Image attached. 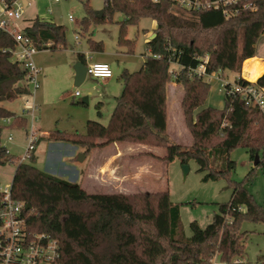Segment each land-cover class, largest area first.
I'll list each match as a JSON object with an SVG mask.
<instances>
[{
  "label": "trees",
  "instance_id": "1",
  "mask_svg": "<svg viewBox=\"0 0 264 264\" xmlns=\"http://www.w3.org/2000/svg\"><path fill=\"white\" fill-rule=\"evenodd\" d=\"M80 1L85 9L82 32L92 24L114 22L117 14L125 16L117 23V46L126 48L127 54L136 49L128 27L144 18L154 19L156 36L145 44L149 54L142 67L136 72L124 68L119 76L123 89L106 126L90 120L83 135L58 132L48 139L80 147L85 156L115 143L163 148L166 154L161 161L169 164L178 159L188 165L193 159L205 174L204 182L226 178L233 194L207 228L191 222L192 235L187 238L181 231L180 204L173 203L168 192L89 194L80 183L40 170L34 165L35 155L30 163H20L2 145V136L9 127L26 130L28 119L0 105V164L17 165L11 190L13 198L25 203L27 230L55 238L62 247V264H213L217 257L232 264L244 257L247 232L241 230L242 221L264 223V207L247 190L256 168L264 165V113L255 105L246 106L239 94L227 93L220 110L201 109L211 85L192 71L208 57V74L229 70L237 73V83L264 89V73L254 83L241 77L244 63L260 54L264 0H210L222 2L201 11L183 9L173 0H104L102 18L95 16L90 0ZM24 33L39 50H46L49 42L53 51L67 47L65 27L42 18ZM88 45L93 52L105 51L103 42L92 38ZM13 47L14 40L0 33V104L31 93L23 84L26 69L12 61ZM78 58L85 62L84 54ZM173 65L180 69L173 70ZM171 83L183 93L180 108L192 138L188 146L176 143L168 133ZM9 118L13 122L6 127L2 122ZM239 147L253 162L259 160L237 182L231 179L237 163L230 154Z\"/></svg>",
  "mask_w": 264,
  "mask_h": 264
},
{
  "label": "rangeland",
  "instance_id": "2",
  "mask_svg": "<svg viewBox=\"0 0 264 264\" xmlns=\"http://www.w3.org/2000/svg\"><path fill=\"white\" fill-rule=\"evenodd\" d=\"M90 1L91 7L95 12L103 11L104 0ZM33 2L34 6L29 8L30 12H34L32 17L36 15L53 20L54 23L56 22L64 26L67 34L66 49H56V51L51 49L41 50L40 54L36 57L37 65L42 68V85L41 89L32 97L26 98L32 103L34 102L37 107L35 114L37 116L36 126L40 128V132L43 131L49 134L67 132L73 135L85 134L86 124L90 120L98 121L106 126L116 104L109 103L106 100L105 105H100L99 102L102 99L98 96L104 90L102 84L91 82L90 78L81 86H76L74 80L71 81L76 56L78 53H84L88 50L87 45L90 38L103 41L107 52L106 60H111L110 65L113 72L115 71V81H118L124 68H128L131 72H136L142 67L146 56L149 54L145 47L146 33L147 31H152L155 20L144 18L138 25L128 27V37L136 41V49L133 54H127L126 48H119L117 46L119 34L117 23L125 19L123 14L115 15L114 22L112 23L92 24L88 32H82L80 23L85 16L82 1L60 0L57 3L53 0H33ZM71 16L74 17V20H70ZM30 24V20L23 21L22 27H27ZM153 32L155 34V29ZM77 36L80 38L79 41H76ZM261 50H264V38ZM261 52L263 54L260 55L264 56V51ZM97 60V58H94L89 61ZM172 69L178 71L180 67L173 65ZM220 75L224 76L226 80L223 81L219 77ZM235 77H237V73L229 70L214 73L209 81L211 87L207 100L201 109L204 107H213L219 110L223 108L226 98L225 85L227 82L233 83L236 79ZM119 91L118 97L121 94V90ZM75 92H80L81 96L76 97ZM180 94L182 95L183 93L177 89H171L169 92L170 123L168 129L170 136L173 137L175 142L188 146L191 142V134L183 123L184 118L180 109ZM85 97L90 98L89 104L84 103ZM0 105H3L8 110L10 109L17 115H21L25 100L18 98ZM100 110L104 114L103 117L97 114ZM31 123L32 116L28 115V128ZM176 125L181 128L178 132L176 131ZM10 135H13L14 141L8 142ZM2 145L12 155L18 158L23 157L26 151L25 128L17 129L9 127V129H4ZM77 148L80 149V147L72 146L63 141L56 142L49 140L48 136L44 135L37 148L38 151L34 165L42 171L55 173L59 176H57L58 178L76 182V177H78L76 176L77 170L80 171L82 167L87 168L91 166L92 162L105 166L111 160L112 155L119 154L117 150L109 148L105 151L104 155L100 154V151H96L93 156H89L83 162V156L85 155L81 151H78ZM130 150V154L124 151L123 155H119L126 156L123 159L113 161L112 167H110L114 169V172L116 171V174H130L134 179L132 183L138 186L132 188V184L128 182L130 179H125V181L119 183L116 182L119 181L118 179H115L116 181H113L111 178L109 180L102 179L98 187L99 189L92 193H115L123 189L129 192L127 193L128 195L139 194L135 193L142 190L141 181H139V178H135L136 174H139V171L136 172V170H139L138 167L140 168V166H149L152 169L157 165L158 159L144 154L145 149L141 147H130ZM162 150L165 152L164 149ZM156 153L160 154L161 152L157 149ZM129 156L131 159H129ZM91 159L93 160L91 161ZM230 159L237 163L236 170L231 174V179L237 182L242 181L255 167V161L253 162L247 150L241 147L231 152ZM128 160H131V166L127 162ZM27 162L30 163V160ZM161 163L158 165L159 169L157 168V171L162 172L164 178H158L157 180L155 177L156 179L153 180V178L144 177L142 180L144 183L142 184H145V188L143 186V189L146 190L145 193H170L171 201L180 204L181 231L185 237H191V222L196 221L203 229L207 228L213 217L220 213L219 206L230 201L233 191L229 186V180L222 178L218 181L204 182L205 174L198 171V164L193 159L189 161L188 165H183L178 159L173 160L169 164L165 162ZM185 166L188 168L187 172L184 168ZM16 168L17 165L15 163L0 164V190L11 188ZM144 170L146 171V169ZM102 171L101 173L105 174L110 170ZM254 174V179L247 184V190L254 196L257 203L264 207V165L257 167ZM241 224L242 232H247V237L245 238L246 249L244 257L234 260L232 264H264V223H253L249 220H244ZM220 263L222 262L218 257L213 260V264Z\"/></svg>",
  "mask_w": 264,
  "mask_h": 264
},
{
  "label": "built area",
  "instance_id": "3",
  "mask_svg": "<svg viewBox=\"0 0 264 264\" xmlns=\"http://www.w3.org/2000/svg\"><path fill=\"white\" fill-rule=\"evenodd\" d=\"M59 2L60 0H53ZM159 2L162 0H154ZM181 8L201 11L202 9L217 8L222 1L211 2L210 0H173ZM231 1H225L228 3ZM33 0H12L7 2L0 0V33L10 36L14 40V47L10 49L12 61L18 63L26 69V77L23 84H27L31 93L21 98L25 100V105L21 117L32 116L30 127L26 128V151L23 157L19 158L20 163H27L37 151V146L41 140V133L36 127L37 107L28 97H32L41 88L42 68L36 63V57L40 54L33 40L25 35L22 27L24 11L33 5ZM74 20V17H70ZM79 36L76 37V40ZM46 50L52 43L45 45ZM208 57L202 65L192 71L193 76L210 81L213 74L207 73L206 64ZM96 80H105L113 77V69L109 63H90L88 65L87 77ZM223 81L224 76L220 75ZM226 86L228 88L226 89ZM225 93L239 94L246 106H257L264 113V89L255 85H243L236 80L225 85ZM76 96L80 92L75 93ZM12 118L3 120L6 127L11 125ZM14 141L10 135L8 142ZM5 147V146H4ZM8 150V149H7ZM9 152V151H8ZM0 264H62V247L58 241L48 233L30 232L26 226V216L23 214L25 203L13 198L11 188L0 190Z\"/></svg>",
  "mask_w": 264,
  "mask_h": 264
},
{
  "label": "crops",
  "instance_id": "4",
  "mask_svg": "<svg viewBox=\"0 0 264 264\" xmlns=\"http://www.w3.org/2000/svg\"><path fill=\"white\" fill-rule=\"evenodd\" d=\"M60 2V1H59ZM59 2H57V3H59ZM32 6H34V3H33V5ZM31 6V7H32ZM31 7H29V8H31ZM29 8H27L25 11H24V15H23V21H26V20H30L31 21V24L29 25V26H31L32 25V23H33V21L34 20H36V18H42V19H45V20H48V19H46V18H44V17H38V16H34V17H32L33 15H34V12L33 11H31L30 12V10H29ZM31 19H33V20H31ZM48 21H51V22H53V20H48ZM56 23V22H55ZM23 24V23H22ZM56 24H58V23H56ZM59 25V24H58ZM29 26H27V27H29ZM27 27H25V28H27ZM157 27V23H156V21H155V25L153 26V29H152V31H147V33H146V43L148 42V41H150L151 40V38L153 37V35H154V32H153V30L155 29ZM146 31V30H145ZM119 35V34H118ZM80 39V38H79ZM79 39L78 40H76V41H79ZM130 39V38H129ZM93 40H95V39H93ZM95 41H97V40H95ZM117 41H118V39H117ZM97 42H103V41H97ZM104 44V43H103ZM87 51L86 52H84V53H82V54H84L85 55V62H86V64H87V66L90 64V63H109V64H111L110 62H111V60H106V57H107V52H106V49H105V45H104V49H105V51L103 52V53H96V52H93L90 48H89V45H87ZM261 51H264V50H260V54H263ZM79 54V53H78ZM78 54H77V56H76V61H75V63L78 61V60H80L79 58H78ZM259 54V56L258 57H255V58H259L261 61H263V63H262V72H261V74L258 76V78H260V76L264 73V56H261ZM94 58H97L98 60L97 61H89V60H91V59H94ZM251 60V59H250ZM118 62H119V60H117ZM145 61V60H144ZM84 62V61H83ZM247 63V62H246ZM245 64V63H244ZM39 66V65H38ZM242 68H244V65H243V67ZM128 69V68H127ZM242 71H243V69H242ZM75 75H76V72H75V69L72 71V76H71V81H73L74 79H75ZM241 77H243V74L241 73ZM88 78H90V81L91 82H95L96 84H102L103 85V88H104V90H103V92L102 93H100L99 94V98L100 99H102V101H100L99 103H100V105H105V101L106 100H108V102L109 103H115L116 104V99H117V97H118V92H120L119 90H121V92H122V89H123V85L120 83V81H115V71L113 72V77H111V78H108V79H105V80H96V79H93L92 77H87L86 78V80L84 81V83L83 84H85L86 83V81H87V79ZM245 80H246V78L245 77H243ZM257 78V79H258ZM256 79V80H257ZM255 80V81H256ZM254 81V82H255ZM249 82V81H248ZM252 82V81H251ZM253 82V83H254ZM42 85V84H41ZM41 89V88H40ZM171 89H177L178 91H180V92H182L181 91V89L178 87V85L176 84V83H171L170 84V87H169V92H170V90ZM38 92V91H37ZM76 93V92H75ZM183 95V94H182ZM181 94H180V96H181V100H182V98H183V96H182ZM76 96V95H75ZM81 96V93H80V95H78V96H76V97H80ZM84 100H87V104H89L90 103V98H88V97H85L84 98ZM180 100V101H181ZM86 104V103H85ZM1 106H3V105H1ZM4 107V106H3ZM7 109V108H6ZM181 109V108H180ZM8 110V109H7ZM10 110V109H9ZM168 112H169V105H168ZM100 113L102 114V116L101 117H103L104 116V114L101 112V110H100ZM170 113V112H169ZM97 114H98V112H97ZM111 114V113H110ZM183 114V113H182ZM99 115V114H98ZM184 120V119H183ZM169 123H170V120H169V122H168V125H169ZM183 123H184V121H183ZM180 126H182V125H180ZM37 127V126H36ZM176 131L178 132V131H180V127L179 126H177L176 125ZM37 129L39 130V132H40V128H38L37 127ZM167 129H168V127H167ZM189 131V130H188ZM41 133V139H43V136L44 135H46V136H49L50 134L49 133H47V132H40ZM168 133H169V129H168ZM170 135V134H169ZM171 137V136H170ZM171 139H173V137H171ZM25 140H26V133H25ZM191 140H192V138H191ZM40 141H42V140H40ZM175 141V140H174ZM177 143V142H176ZM191 143V142H190ZM38 146H39V144H38ZM38 146H37V148H38ZM130 147H141L142 149H145L144 150V154H146L147 156L149 155V157H151V158H155V159H158L157 161H158V163H157V165L154 167L156 170L154 171V168H149V166L147 167V166H145V167H141L140 166V168L138 167V169L139 170H136V172L137 171H139V174H136V177L135 178H139V181H141V187H142V190L141 191H138V192H135V193H139V194H141V193H145L146 192V190H144L143 189V186H144V188H145V184H142V183H144V182H142V180H143V178L145 177V178H147V177H150V178H153V180L154 179H156L157 178V180H158V178H160V179H162V178H164L163 177V174H162V172L160 173L159 171H157L158 169H159V164H162L161 162H163V161H161L160 159L162 158V157H164L165 156V154H166V150H165V152L162 150L163 148H158V147H156V148H153V147H149V146H145V145H135V144H129V143H124V144H118V143H115V144H112V145H108L105 149H97V150H95V151H93L90 155H88V156H85V158H84V160H83V162H85L87 159H88V157L89 156H93V154L96 152V151H100V154H102V155H104L105 154V151H107V149H109V148H112L113 150H117L118 152H119V154H114V155H112V158H111V160H109V162H108V164H106L105 166H101V164H98V163H93L92 162V165L91 166H88L87 168L86 167H82L81 168V170L80 171H76V173H77V175L76 176H78V177H76L77 179H76V182L77 183H80L81 185H82V187L89 193V194H93L92 192L93 191H97V189H99L98 187L100 186L99 184H101V180L102 179H106V180H109V178H111L113 181H116L115 179H118L119 181H116L117 183H119V182H122V181H125V179L126 180H129L130 179V181H128V182H130V184H132V188L133 187H137L138 185H134V183H132L133 182V178L131 177V175L130 174H124V175H119V174H116V171L114 172V169L113 168H111L112 167V162L113 161H115V160H120V159H123L126 155H124V156H119V155H123L124 154V151L125 152H127L128 154H130V152H131V150H130ZM36 148V149H37ZM78 149V148H77ZM157 149H159L160 150V154H157L156 152H157ZM37 151H38V149H37ZM37 151H36V153H37ZM78 151H81L82 153H83V151H84V149H82V148H80V149H78ZM36 153H35V156H36ZM146 157V156H145ZM129 159H131L130 158V156H129ZM93 159H91V161H92ZM131 160H128L127 162H129V165L131 166V162H130ZM111 166V167H110ZM161 166V165H160ZM158 168V169H157ZM107 169H109L110 171H108L107 173H105V174H102L101 172H103L102 170H107ZM144 169H146V171L144 170ZM51 170V169H50ZM130 171V170H129ZM47 173H49V174H51V175H53V176H55V177H57L58 175H56L55 173H53V172H51V171H46ZM112 172H113V174H112ZM59 177V176H58ZM60 177H62V176H60ZM156 177V178H155ZM62 179H64V178H62ZM69 181V180H68ZM70 182H73V183H76V182H74V181H70ZM111 187V186H110ZM97 193H99V192H97ZM115 193H119V194H127V193H129L128 191H124L123 189L122 190H118L117 192H115ZM105 194H109V193H105ZM220 264H223V263H220Z\"/></svg>",
  "mask_w": 264,
  "mask_h": 264
},
{
  "label": "water",
  "instance_id": "5",
  "mask_svg": "<svg viewBox=\"0 0 264 264\" xmlns=\"http://www.w3.org/2000/svg\"><path fill=\"white\" fill-rule=\"evenodd\" d=\"M103 11H98V12H95V16L99 17V18H102L103 16ZM156 36V34L153 35V37L151 38V40H153V38ZM74 69H75V72H76V75H75V79H74V83L76 86H81L84 81L86 80L87 78V74H88V66L86 64V62H83L81 60H78L75 65H74ZM84 103L87 104V100H84ZM85 156H83V160H84ZM258 160L259 158L256 157V160H255V166L258 164ZM186 172L188 171V168L185 166L184 167ZM30 208V205H28L26 207V209L28 210Z\"/></svg>",
  "mask_w": 264,
  "mask_h": 264
},
{
  "label": "bare ground",
  "instance_id": "6",
  "mask_svg": "<svg viewBox=\"0 0 264 264\" xmlns=\"http://www.w3.org/2000/svg\"><path fill=\"white\" fill-rule=\"evenodd\" d=\"M262 63L263 61L255 57L249 60L244 65L243 77L249 82H254L262 72Z\"/></svg>",
  "mask_w": 264,
  "mask_h": 264
}]
</instances>
